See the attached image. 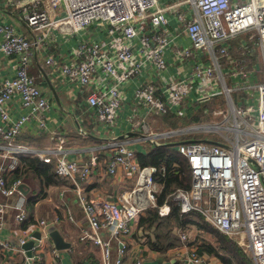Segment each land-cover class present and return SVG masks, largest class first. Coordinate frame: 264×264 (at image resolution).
Masks as SVG:
<instances>
[{
	"label": "built area",
	"instance_id": "obj_1",
	"mask_svg": "<svg viewBox=\"0 0 264 264\" xmlns=\"http://www.w3.org/2000/svg\"><path fill=\"white\" fill-rule=\"evenodd\" d=\"M18 1L26 5L20 7ZM37 2H43L44 8L30 10V5ZM3 3L21 8L19 21L32 38L0 21V52L19 58L14 78L0 87V232L8 215L18 224L25 220L26 198L18 189L22 181L9 183L8 176L17 168L19 158L36 157L45 164L54 163L56 175L72 181L77 205L88 226L82 239L100 250L102 264H110L113 243L119 244L114 263L122 264L125 239L139 217L155 207L161 190L154 180L157 169L140 166L130 144L159 146L203 127L215 137L185 140L175 147L188 162L190 188L177 189L168 197L181 214H197L248 253L253 264H264V0ZM57 33L77 37V47L67 62L59 63L48 56L45 64L52 73L81 88L86 106L105 134L99 146L102 159L98 147L89 152L90 159L83 164L68 159L62 135L43 148L16 142L31 119L39 130L46 127L41 116L49 108V98L28 69L34 51L54 42ZM234 51L240 56L235 57ZM130 81L136 82L128 118L131 133L136 134L133 141L115 137L112 132L125 100L124 88ZM13 96L30 110L29 117L11 119L7 106ZM205 102L208 107L200 120L174 128L152 130L140 116L141 110L163 118H184L187 112L195 116L194 111ZM196 125L207 126L187 127ZM100 164L109 176H115L118 169L125 170L135 177L134 186L116 199L87 198L82 183L89 182ZM62 207L67 219L73 221L68 207ZM48 229L49 223L39 220L34 234H21L18 247L0 239V254L20 256L19 264L38 263L37 254L48 239ZM176 234L188 248L187 234L181 230ZM29 242L32 247L25 249ZM176 258L179 264H201L194 252L178 253Z\"/></svg>",
	"mask_w": 264,
	"mask_h": 264
},
{
	"label": "crops",
	"instance_id": "obj_2",
	"mask_svg": "<svg viewBox=\"0 0 264 264\" xmlns=\"http://www.w3.org/2000/svg\"><path fill=\"white\" fill-rule=\"evenodd\" d=\"M3 2L4 0H0V21L13 25L17 32L24 33L29 38H32L23 22H20L18 18L20 7L26 5V3L18 1L20 7L15 9V7L6 6ZM43 8V2L30 5V10H42ZM52 40L54 42L48 46H43L39 51H34L35 58L31 60V65L28 69L29 74L35 78L40 88L49 98V108L41 116L46 127L44 130H39L37 122L31 119L23 127L16 141L18 140L17 143L31 147L43 148L51 146L54 138L62 135L66 139L63 149L67 150L68 159L76 160L79 164H83L90 159L89 152L97 147L99 148L97 154L102 159V149L99 146L105 140V134L101 124L86 106L81 88L76 84L66 82L57 73H52L51 68L45 64V58L48 56H52L59 63L67 62L71 57V51L77 47V37L69 38L57 33L54 34ZM18 63L19 58L17 56L7 57L0 52V87L4 81L14 78ZM135 85L136 82L130 81L124 88L125 100L116 119V124L112 128L113 136L118 138L127 137L131 141L136 139V135H127L131 133L128 118L132 114L130 107ZM7 109L12 120L22 116H30V110L22 107L18 96L12 97ZM193 114L192 112H187L184 118H176V120L191 119ZM140 116L144 117L142 119L151 128L155 124L154 122L163 128V121L166 119V117L148 114L146 110H141ZM168 121H170L169 116L168 120L166 119V124H169ZM2 143L0 141V146ZM130 147L135 151L136 155L148 154L152 149V144L133 142ZM21 181L24 185V190L27 192L24 195L26 198L25 220L18 224L14 222L12 215H8L5 226L0 232V239L7 240L11 245L18 247V239L21 234L23 232H27L26 236L30 235V233L34 234V225L39 220H45L49 223L48 231H57L63 243L68 245V248L57 250L48 232V239L43 242L38 251L37 255L40 257V261L36 264H102L100 250L94 247L89 240L82 239L88 226L77 205L72 181L64 180L65 184L63 186H53L44 189L39 188V184H37L36 189H31L24 178ZM134 184L135 177L129 176L125 170L118 169L115 176H109L104 172V165L100 164L96 174L90 178L89 182L82 183V186L85 189V196L89 199H116L121 193L129 191ZM62 191H65L64 197L59 195ZM63 204L71 212L73 221L67 219V212L65 207H62ZM158 211L160 216H167L170 212L169 204L162 205ZM56 219L58 221H55ZM183 231L188 232L190 239V245L186 244L188 248L180 246L160 253L149 248L145 235L138 231L136 225L133 226L131 235L125 239L126 250L122 264H134L136 261H142L143 264H179V260L176 258L177 254L187 252H194L201 264H223L218 257L203 249L200 242L191 244L198 237L203 238L210 244L214 243L213 238L209 234L194 228ZM103 237L107 238L106 235H103ZM112 246L110 264H115L114 261L119 244L113 243ZM25 249L30 248L25 247ZM9 255L10 253H1L0 264L20 263L22 259L20 256L13 257L10 255V257Z\"/></svg>",
	"mask_w": 264,
	"mask_h": 264
},
{
	"label": "trees",
	"instance_id": "obj_3",
	"mask_svg": "<svg viewBox=\"0 0 264 264\" xmlns=\"http://www.w3.org/2000/svg\"><path fill=\"white\" fill-rule=\"evenodd\" d=\"M234 47L236 48V44H234ZM234 56L240 55L237 51H234ZM206 107H208L206 102L200 104L196 115L188 119L184 124L200 120L201 114H203V110ZM169 117L170 121L168 122L175 126L176 118ZM166 118L168 120V116ZM164 120L167 123L166 119ZM168 125L170 126V124ZM137 158L140 166H152L157 169L154 180L161 185L160 193L156 196L155 207L149 208L144 212L136 224L138 231L145 235L149 248L160 253L178 248L183 244L177 234L174 233V230H190L194 228L209 234L213 238L214 243L210 244L203 238L198 237L191 244L200 242L203 249L218 257L223 264H250L244 256V252L234 241L221 235L197 214H181L175 202L168 197L177 189L188 190L190 188L188 162L176 152L175 147L166 143H162L159 146L152 145V149L148 154H137ZM162 169H164V172H162ZM28 176H31L41 189L53 186L59 187L65 184L64 180L56 175L54 163L45 164L36 157L19 158V164L15 170L10 172L8 181L10 183L14 180H22ZM165 203L169 204L170 212L167 216H160L158 210Z\"/></svg>",
	"mask_w": 264,
	"mask_h": 264
},
{
	"label": "rangeland",
	"instance_id": "obj_4",
	"mask_svg": "<svg viewBox=\"0 0 264 264\" xmlns=\"http://www.w3.org/2000/svg\"><path fill=\"white\" fill-rule=\"evenodd\" d=\"M186 122H187V120L177 119L176 122H175V126L180 125V124H184ZM169 124H170V128H174V126H172V123H169ZM164 126L168 127L169 125L164 122ZM197 126H207V125H196V126H187V127L195 128ZM160 129H162V127L159 126V124H156V122H155V124L152 126V130L159 131ZM202 129H203V127L198 128L196 130H192V132L187 133L186 136H178V137L170 138V139L166 140L164 143H178V142L185 141V140H201V139H210V138H214L215 137L213 134H210V133H208V132H206V131H204ZM24 180L27 183V185H29V187L31 189H36L37 183H36V181H34L31 178V176H28ZM176 230L177 229L174 230V233H176ZM181 232H183V233L185 232L187 234V236H188V232L183 231V230H181ZM182 244H183V242H182ZM244 256L248 259L250 264H253L252 260H251V257H250V255L248 253L247 254L244 253Z\"/></svg>",
	"mask_w": 264,
	"mask_h": 264
},
{
	"label": "water",
	"instance_id": "obj_5",
	"mask_svg": "<svg viewBox=\"0 0 264 264\" xmlns=\"http://www.w3.org/2000/svg\"><path fill=\"white\" fill-rule=\"evenodd\" d=\"M127 135L132 136V135H136V134H132V133H130V134H127ZM122 138H123V136L120 137V139H122ZM178 144H179V143H171V144H167V145H171V146H173V147H176ZM18 189H19V191H20L23 195H26V194H27L26 190H24V185H23V184L20 185ZM48 232L50 233V238H51V240H52V242H53V244H54V246H55V248H56L57 250H61V249H66V248H68V245L63 243V240H62L60 234H59L57 231H51V232H50V230H49ZM35 237L38 239L39 236L36 235ZM32 245H33V243L29 242V243L26 244L25 247H26V248H31ZM28 255H30V253H28Z\"/></svg>",
	"mask_w": 264,
	"mask_h": 264
}]
</instances>
